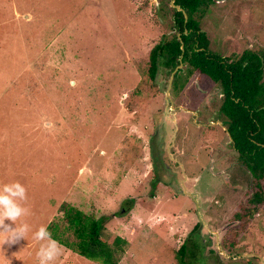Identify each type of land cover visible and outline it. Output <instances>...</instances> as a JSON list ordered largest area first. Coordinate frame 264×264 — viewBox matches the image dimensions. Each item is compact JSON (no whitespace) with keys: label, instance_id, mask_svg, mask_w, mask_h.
<instances>
[{"label":"rangeland","instance_id":"obj_1","mask_svg":"<svg viewBox=\"0 0 264 264\" xmlns=\"http://www.w3.org/2000/svg\"><path fill=\"white\" fill-rule=\"evenodd\" d=\"M171 8L0 0V184L27 188L31 226L27 240L0 248V264H37L41 225L75 242L67 206L104 217L107 242L127 240L118 264H180L182 243L188 264H264V181L238 158L220 87L194 79L174 91L164 67L149 78L150 49L173 33ZM199 22L215 53L264 52V0H214ZM250 207L243 225L235 213ZM56 264L101 263L75 252Z\"/></svg>","mask_w":264,"mask_h":264},{"label":"trees","instance_id":"obj_2","mask_svg":"<svg viewBox=\"0 0 264 264\" xmlns=\"http://www.w3.org/2000/svg\"><path fill=\"white\" fill-rule=\"evenodd\" d=\"M213 1L174 0V3L184 10L187 19L185 21L182 11L171 8L173 33L163 34L152 46L149 51L147 72L153 81L162 67L173 71L181 64L173 75L174 91L190 84L194 79L204 90L215 84L218 85L222 94L219 112L231 143L238 152V158L255 181H264V80L262 77L264 52L245 49L238 56L227 57L211 51L209 39L200 27L199 17ZM198 92L201 94L200 91ZM155 185L156 182L152 189ZM151 194H154L153 190ZM250 200L252 203H261L263 200L261 192L255 191ZM253 210L250 207L243 215L236 212L235 217L240 218L244 225ZM63 213L77 240L75 242L62 240L53 227L51 233L54 239L101 264H118L127 240L115 236L112 243H109L103 239L100 231L103 228L104 217H91L73 206L65 207ZM199 226L200 223H196L190 234H193ZM236 235L234 233L224 244L227 249L234 245ZM186 249L185 243H182L178 249L180 264H188L185 259Z\"/></svg>","mask_w":264,"mask_h":264},{"label":"clouds","instance_id":"obj_3","mask_svg":"<svg viewBox=\"0 0 264 264\" xmlns=\"http://www.w3.org/2000/svg\"><path fill=\"white\" fill-rule=\"evenodd\" d=\"M27 201L28 190L21 182L0 184V248L5 244L11 247L21 240H27L31 232V226L23 221V218L29 215ZM32 239L40 242L36 252L37 264H56L62 255L63 247L52 237L48 227L41 225L32 232Z\"/></svg>","mask_w":264,"mask_h":264},{"label":"water","instance_id":"obj_4","mask_svg":"<svg viewBox=\"0 0 264 264\" xmlns=\"http://www.w3.org/2000/svg\"><path fill=\"white\" fill-rule=\"evenodd\" d=\"M171 6L172 7H174L176 10H178V11H182L183 12V14H184V17H185V21H186V19H187V15H186V13L184 12V10L178 5V4H175L174 3V0H171ZM181 47H183V44H182V42H181ZM181 67V64H179L173 71H172V74H171V79H170V81H169V86H170V84H171V82H172V79H173V75H174V73H175V71L178 69V68H180ZM229 135V134H228ZM230 137V136H229Z\"/></svg>","mask_w":264,"mask_h":264},{"label":"crops","instance_id":"obj_5","mask_svg":"<svg viewBox=\"0 0 264 264\" xmlns=\"http://www.w3.org/2000/svg\"><path fill=\"white\" fill-rule=\"evenodd\" d=\"M62 245V247H63V252H62V254H64V255H68V254H70V253H72V254H75V251H72L71 250V248H68V247H66L65 245H63V244H61Z\"/></svg>","mask_w":264,"mask_h":264}]
</instances>
